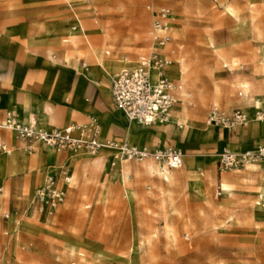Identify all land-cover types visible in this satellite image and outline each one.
Instances as JSON below:
<instances>
[{"label": "rangeland", "instance_id": "obj_1", "mask_svg": "<svg viewBox=\"0 0 264 264\" xmlns=\"http://www.w3.org/2000/svg\"><path fill=\"white\" fill-rule=\"evenodd\" d=\"M162 9L174 17L173 46L167 45L165 52L172 60L166 75L176 103L169 114L172 123L151 128L163 130V146L183 152V167L170 170V184L162 175L167 169L162 171L151 158H123L119 164L116 151L92 156L84 149L66 150L51 157L49 165L54 166H46L57 171L64 191L62 203L51 215L37 211L34 191L27 201L26 196H17L7 180H0V264H126L133 244L132 264H264V214L260 218L255 212L253 193L264 166L255 163L219 175L216 145L183 140L178 130L179 124L188 121L198 131L209 133L206 114L212 108L222 114L238 109L251 117L248 106L256 111L264 107V0H0V41L6 39L16 50L8 59L11 71L22 69L23 82H44L47 77L54 82H79L77 102L49 104L52 113L62 117L70 105L75 109L70 124L86 123L93 117L103 126L97 109L114 112L117 108L108 95L80 77L85 69L82 64L97 58L103 63L102 58L126 64L122 70L134 68L152 50L148 32L153 14ZM32 10H40L34 17L55 25L49 31L59 36L42 30L31 36L19 34V25L30 18ZM83 30L87 45L80 36ZM68 34L79 37L76 49L62 44ZM68 49L76 54L65 66ZM48 50L55 66L45 60ZM178 61L188 67L183 82L172 73ZM112 76L102 78L105 87ZM260 124L264 121L251 120L248 127ZM67 125L52 124L47 132ZM127 126L111 125L104 140L125 143ZM212 129L222 137L224 132ZM14 136L0 130V142L11 151L9 159L26 160L18 150L35 157L36 167L41 168L36 181L40 186L47 171L39 162L41 157V164H46L42 151L35 148L28 154L27 144ZM223 141V151L229 150L231 140ZM67 153L81 156L70 159ZM199 163L203 178L194 168ZM20 168L17 162L13 176L19 175ZM66 172L69 183L63 182ZM190 177L202 188L191 187ZM222 182L233 185L230 194L222 191ZM8 185L10 197H5Z\"/></svg>", "mask_w": 264, "mask_h": 264}, {"label": "built area", "instance_id": "obj_2", "mask_svg": "<svg viewBox=\"0 0 264 264\" xmlns=\"http://www.w3.org/2000/svg\"><path fill=\"white\" fill-rule=\"evenodd\" d=\"M153 18L148 32L152 50L148 56L141 58L134 68L124 69L110 80V96L115 107L127 120L148 127L168 123L169 114L176 103L173 84L164 74V69L171 63L165 48L171 41L170 25L173 17L169 11L162 9L155 12ZM15 117L13 113L5 114L4 120L0 121V130L12 132L17 140L27 144L28 152L35 145L55 154L84 149L95 156L101 150H111L116 151L122 159L151 158L158 163L160 169L178 170L183 166V154L176 149H141L111 140L100 143L99 124L94 118L79 126L69 125L43 132L29 123L18 122ZM256 117L264 119V108L256 112ZM207 123L215 128L231 131L246 127L249 118L241 110L222 114L212 108L207 115ZM0 152L10 153L3 143H0ZM255 163H264V146L242 153L224 150L217 158V169L219 173L231 172ZM64 181L68 183V177L65 176ZM63 199L64 191L57 187L52 175L47 176L43 185L34 192L36 209L43 215H51Z\"/></svg>", "mask_w": 264, "mask_h": 264}, {"label": "crops", "instance_id": "obj_3", "mask_svg": "<svg viewBox=\"0 0 264 264\" xmlns=\"http://www.w3.org/2000/svg\"><path fill=\"white\" fill-rule=\"evenodd\" d=\"M37 12L39 13L41 11L40 10L30 11V15H29L30 18L25 19L24 22L19 25L17 29L18 33L19 34H29L28 36H31L30 35L31 32L36 31V30L37 31L42 30V31H46L48 35L59 36L49 31V30H52V27H56L55 25L49 24L48 22L39 21L38 17L36 18L34 17L35 13ZM173 22H174V17L171 21L170 30H171V26ZM76 34H78V32ZM82 47L85 48V46L83 45ZM15 53H16V50L14 49V47L8 45V41L6 39L0 41V121H2V119L5 118L6 112H10V113L15 114L16 119L19 122L27 124L28 123L27 120L31 119L35 122L36 126L39 129H43V130H48L51 127V125L55 123H60L63 125L64 124H69V125L84 124L85 122L81 124H70L71 117H73V113L75 111V109H73V107L70 105L66 108V111L62 117L58 116L57 113H52L48 109V105L53 104V103L63 104L68 101H70L71 103L77 102L78 95H77V91H75V87L78 85L79 82H54L49 77H47V79L44 82H23V74H22V69L20 67H17L13 71H11L12 61L8 59V56L14 55ZM75 54H76L75 50H70V49L67 50V54H65V57L63 60V63L65 64V66L70 65L72 56H74ZM45 60L50 67L55 66L56 64L53 54L51 53V50L47 51ZM100 60H102L106 68H101V66L98 64V58H97L95 62L92 61L91 63H89V65L83 63L82 68H85V69L84 71L80 72L79 75L83 80L88 81L87 83L91 84L93 87L99 88V92L102 95L106 97L108 95V97L111 98L110 80L114 76H112L109 79L108 87L107 86L105 87V84L102 78H104L108 74L116 76L120 70L125 68L126 64H123L121 62L120 63L115 62L114 60H110V59L100 58ZM170 60H171V57H170ZM114 67H116L115 70L117 72L115 74L113 73ZM2 79H3V82L1 81ZM80 85L85 86V83L80 82ZM91 94H92V90L89 91V96ZM65 95H67L69 98L68 99L65 98ZM240 95L242 94L239 93V96ZM248 107L251 108L252 114L256 111L253 106H248ZM261 108H264V107H261ZM235 110H238V109H235ZM97 111L102 115L101 121L103 123V126H102L101 123L97 121L99 124V140L100 141H105L104 138L107 135L108 129L110 128L111 125L124 128L125 123H127L128 126L125 129L124 138H125V143L128 146H133V147H137L141 149L151 148V149H162V150L167 149V148H172V149L181 151L180 149H177L175 147L163 146L160 143L163 141V138H164L163 130L157 129V128L156 129L151 128L157 125L148 127V126L137 125L134 122H129L118 109L114 112H110V111L103 112L98 109ZM209 111L206 114V124H208L207 115ZM90 118H93V117H90ZM174 122L176 123L177 120H175ZM170 123L172 122L169 118L168 123H165V125H168ZM179 125L180 127L178 128V130L180 131L181 137L183 140H195L198 142L213 143L216 145V150L219 151L217 154H220L223 151L222 149V145L224 142L223 139H226L227 141L231 140V146H236L237 148H235V151H234L232 147L230 146L229 150L232 152H236V153L252 151L257 146H264V124L250 126V127H248L249 126L248 124L246 127H244L246 128L245 131L235 132L234 134H228V132H226L227 130L215 128L213 126H210V131L209 133L206 134V133L198 131L193 126V123L188 122V121L185 122V125L183 124H179ZM212 128L221 130L222 132H224L222 134V137L221 138L218 137L216 133H214ZM244 128H237V129H244ZM15 140L17 139L15 138ZM0 143H3V142H0ZM4 145L6 146V144ZM35 148L40 149L42 151L41 152L42 156L45 158L44 160L46 161V164L42 165L41 157L39 158L41 167L47 170L45 172V175L43 177V180L40 186L36 183L38 177L36 174V161L37 160H34L35 157H27V155L24 153L25 152L24 150H18L26 157V160L22 161L19 156H16L18 158L17 162H18L19 168L20 167L22 168L19 169V172H18L19 175H15L12 177H9L6 175V166H5V163H7L6 159L9 160V158H11V151H9L10 152L9 154H5V153L3 154L4 160L0 158V160H3L2 162L4 163L3 166H0V180L2 179L7 180L10 183L11 188L13 187L17 191V196H22V197L26 196L27 201H29L32 191L35 192L37 188L41 187L44 183L45 178L49 175L54 176L56 183H57V187L61 189V187L59 186L58 177L56 176L57 171H51L49 167H46V166H54L53 164L49 165L51 157L56 158L61 153L55 154L51 151L45 150L42 146L35 145L32 147L31 152H28V154H33L35 152ZM103 151L106 152L107 150H101L100 153H103ZM67 156L70 159H75V158L77 159L78 156H81V155L80 154L70 155L67 153ZM213 157L215 156L212 155L209 158H213ZM116 162L121 164L123 160H117L115 161V163ZM112 164H114V162H112ZM183 165H184V157H183ZM195 166L194 168H195L197 175L200 178H203L204 168L201 166L200 163ZM215 168H216V173L221 175L222 173H219L217 169V160L215 161ZM170 172L171 171H163L162 175H164L165 181L171 184L170 177H169L171 174ZM47 173L49 174L46 175ZM62 176H63V182H65L64 181L65 176L68 177V180L70 181L69 175L67 172L63 173ZM189 180H190L191 187L202 188L201 187L202 185L198 182L196 178L190 177ZM34 184H37V185L33 189ZM10 185H8V187L6 188V190L8 191L9 197H10V192H9ZM1 191L2 189L0 188V192ZM125 192L129 194V191L127 189H125Z\"/></svg>", "mask_w": 264, "mask_h": 264}, {"label": "bare ground", "instance_id": "obj_4", "mask_svg": "<svg viewBox=\"0 0 264 264\" xmlns=\"http://www.w3.org/2000/svg\"><path fill=\"white\" fill-rule=\"evenodd\" d=\"M80 36L81 37H84L85 38V40H86V45L87 44H89L88 43V41H87V39H86V35H85V32H84V30H83V32H82V34H80ZM64 43H69V46L71 47V48H74V49H76V46L77 45H79L80 44V42H79V37L77 36V35H71V34H68L67 36H66V38L65 39H63L62 40V44H64ZM169 46H171L172 47V44H170ZM182 61V60H181ZM171 62H172V60H171ZM186 63V62H185ZM100 66H101V68H104V64L103 63H98ZM171 64V63H170ZM189 65V64H188ZM169 67V66H168ZM167 68V67H166ZM166 68L164 69V74H165V76H166ZM114 69H115V67H114ZM187 71H188V67H187V65L186 64H184L183 62H177L176 63V66H174V69H173V71H172V73L173 74H175V75H177V77H179L180 78V81H185L186 80V78L188 77V73H187ZM257 104V103H256ZM258 111V110H257ZM256 111V112H257ZM256 112H254L253 114H251L252 116L250 117L248 114H246V113H244L245 115H247L248 116V118H249V124L251 123V120H254L255 122H262V121H264V119H258L257 117H256ZM6 114L7 115H11L12 113H10V112H6ZM124 116V115H123ZM125 117V116H124ZM16 118V117H15ZM126 118V117H125ZM17 120V119H16ZM18 121V120H17ZM129 121V120H128ZM19 122V121H18ZM27 122L29 123V124H31V125H33L37 130H40V131H43V132H47V130H43V129H39L37 126H36V124H35V122L33 121V120H31V119H28L27 120ZM129 122H132V121H129ZM21 123V122H20ZM208 125V124H207ZM76 126H79V125H76ZM209 127L211 126V125H208ZM10 133H12V132H10ZM13 134V133H12ZM98 140H99V136H98ZM99 142L100 143H102V144H104L106 141H100L99 140ZM126 144V143H125ZM127 145V144H126ZM128 146V145H127ZM129 147H133V146H129ZM78 151H81V150H72V152H78ZM245 152H250V151H245ZM39 157V156H38ZM118 159L119 160H123L122 158H120V157H118ZM17 158L16 157H14V158H12V159H9V160H7L6 162L7 163H5V166H6V172H7V174L9 175V177H12L13 176V172H14V169H15V166H16V164H17ZM3 162L2 163H0V166H3ZM260 164V163H259ZM261 165H264V163H261ZM162 170H164V169H162ZM262 170H264V169H262ZM168 171V170H167ZM170 171V170H169ZM36 174H37V177H39V175L41 174V168H40V166H39V164H37V167H36ZM49 173H47L46 175H48ZM172 174H170V179L172 178ZM259 178H260V183H259V185L256 187V189L254 190V194H255V196H256V201H255V203H254V210H255V212L258 214V216L261 218L262 216V214H264V171H262L261 172V174H259ZM221 189H222V191L225 193V194H230L231 192H232V189H233V185L232 184H230V183H228V182H222L221 183ZM7 193H6V195H5V197H7L8 196V191H6ZM127 195H129L128 193H126ZM134 248H135V245L133 244L132 246H131V249H130V255L128 254L127 255V261H125L126 262V264H132V257H131V255H132V253H133V251H134Z\"/></svg>", "mask_w": 264, "mask_h": 264}]
</instances>
